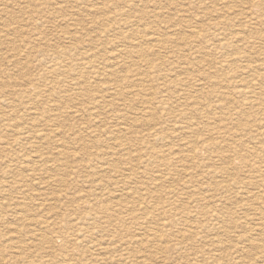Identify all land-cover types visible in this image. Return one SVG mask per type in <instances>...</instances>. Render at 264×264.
Wrapping results in <instances>:
<instances>
[{"label": "rangeland", "instance_id": "obj_1", "mask_svg": "<svg viewBox=\"0 0 264 264\" xmlns=\"http://www.w3.org/2000/svg\"><path fill=\"white\" fill-rule=\"evenodd\" d=\"M44 1L45 0H30V1L29 0H9V1L8 0L7 1L6 0L5 1L0 0V6L2 7V8L0 7V18H1L0 19V25H1L0 26V39H1L0 40V70H4V69L10 70L9 74L7 76H4L5 78H2L4 80V82L10 81L7 83H9L10 86H12V87L15 86V88H17V89L22 88L23 84H29V83L30 84L27 87H32V86L36 85L40 89H44L45 86H48V83L52 84L56 81L55 75H53L54 78H51L50 75L47 74V71H48L47 69H49V66L53 65V63L55 62V60H54L55 56L53 55V53L55 51L60 50V48L66 49V50L69 48L74 49V51L71 52V54H69L68 56L71 57L72 59L78 60L80 56L75 55V49L77 47H78V50L81 49L80 50L81 53L85 52L86 54H89L91 56H96V60H95V63L93 64V66H94V68H96V72L98 73L100 78H98V80L96 81L98 83L94 82V83H92L91 86H89V88H88L89 92L88 93L85 92V89L82 88L81 85L76 86L71 91L66 90L67 93H62V95H60L59 98H57V97L54 98L51 102H54V101L55 102L52 106H50L51 108L53 107V109H51L50 107H48L46 105V108H49L51 111H50V113H48V112L47 113L44 112V113L52 115L53 116L52 118H55L54 116H56L59 113L62 114V127L58 128L59 130H61L60 135L59 134L58 135L52 134V132H51L52 128L50 126L46 125L47 124V121H46L44 123L41 122L42 125L38 124V126L35 128L36 130L43 131L42 132L43 138H45V139H39L41 141H38V143H37V140L35 141V139L34 140H27V139L26 140H20V145H17L19 148L16 147V145H15L13 148L9 149L12 152L11 154H10V151L3 152L4 148H6L7 146L4 147L3 143H2L3 145L0 144L1 145L0 148H2V150H0V168H1L0 169V177H1L0 181L2 182V185H3L2 187H0V191H1L0 192V208H1L0 209V235L5 236L4 238H2L3 241L9 240V239L10 240L11 239L12 240H19V236H17V235H19L18 234L19 228L20 227H21V229L24 228V226L22 224H20V222L17 221V219L14 217L13 213H15L14 210H16V209H19V210L22 209L25 211V209H26L25 207H28L30 212H31L29 216L31 218L32 224H33L32 219L38 220L40 218L39 220H41L42 222H44L45 220H46V222L48 221L47 227L55 226L56 232H61V231L57 230V226H62V227L67 228L68 230H70L71 227L73 226V224L77 223L79 221V219L82 217L84 211L87 210L86 207H94L95 210H98L102 206L108 205L111 207H116L119 204H125V202L129 201L128 196H126V195H128V191L131 189L134 190L137 186L140 187L142 185V181L145 182L146 179L141 178L139 175L138 178L135 179L133 182L128 181L129 182L128 183L127 181H125V182H122V181L127 179L126 177L128 176V174L131 173L129 171V169L131 168V165H136V164L138 165L139 161H137V160H139L141 157H142V160H149L150 161V162H148V165H149V164H152V162H153L152 159L150 158L151 152L156 150L157 152H159V151L163 152L165 155L171 154L174 158H176L173 161V165H172V169L173 168L175 169V167L178 168L181 164L184 163L187 155L192 154L193 146L198 145L196 142H201V141L207 139V137H209L210 139H215L216 136L212 137L205 130H200L199 127H201V123L204 122L206 119H209V117L212 118V121H214V118L218 119L219 116L221 117L224 112L227 113L228 109L235 112V111L240 110V108L238 106L236 108H232L229 103L228 104L222 103V100L220 99L221 95H223V94L228 95L232 91H236V90L230 88L231 85H228V84H225V85H218L217 84L218 86H215V85L208 86L206 84V81H204V77H206L207 75H209V74L212 75L215 72L218 73L219 71H221L222 73H219V74H224V78H226L228 75L229 77H231V79H230L231 83L236 82V84L238 85V88H239L238 90H241V89L244 90V88H247L245 90H247L248 92L254 91V92L260 93L261 92L260 87L262 85H264V70H263L264 69V34H262V33H264V32H262V31H264V22H263V20H264V0L263 1H261V0H233V1H231V0H214V1L213 0H195V2H194V0H186V1H184V0H180V1L179 0L178 1L172 0L175 2H172L171 0H170V2H169V0H165V1H167V2H165L164 0H162L161 1L162 4L158 3L157 0H155V2H153L154 0H136L135 5H137V10L136 9L131 10L129 8L126 9L127 7H125V3L131 2L130 0H128V1L127 0L126 1L121 0L122 2L120 0H116V1L115 0H108L109 2L108 1L106 2V0H94V1H92V0H88V1L87 0H85V1L84 0H81V1L80 0H73V1L72 0H49L48 1V0H46V2H44ZM198 1H200V2H198ZM31 2H32V5H31ZM47 2H48L47 6L50 5L48 7L46 6ZM72 2H73V4H72ZM237 2H239L241 4H239ZM254 2L259 3L261 5V7L260 8H252L251 6ZM24 3H26V5ZM80 3H82L83 5ZM84 3H85V5H84ZM175 3H177V5ZM18 4L21 6L23 4V6L19 8V6H17ZM55 4H56V6L57 5L58 6L56 7ZM99 4L103 7H101ZM168 4L170 6H168ZM205 4L209 6V9H208V6H206ZM221 4H222V6H221ZM225 4H226V6H225ZM70 5H72V6H70ZM89 5H90V7H88ZM95 5H96V7H98V9L95 7ZM139 5L141 6V8ZM210 5H213V7ZM229 5H231V6H229ZM237 5H240V6H237ZM78 6L81 8H79ZM113 6H115V7H113ZM203 6H205V7H203ZM106 7H108L110 10H112L113 13L105 11L103 14L101 10L106 8ZM150 7L153 8V10H151ZM159 7H161L162 9H159ZM190 7H192V8H190ZM225 8L227 9V11ZM38 9L42 10L43 15L38 14V13L36 14V11ZM86 9H88V10H86ZM202 9H203V11H202ZM69 11H71V12H69ZM182 11H184V12H182ZM74 12H75V14H74ZM76 12H77V14H76ZM86 12L88 13V15ZM179 12H180V14H179ZM27 13H30V15H28ZM33 13H35L34 14L35 16L33 15ZM89 13L93 17L90 18ZM92 13H93V15H92ZM109 13H110V15H109ZM191 14H192V17H191ZM206 14H207V16H206ZM226 14H228V16ZM229 14H232L231 15L232 17ZM107 15H109V16H107ZM88 16H89V18H88ZM115 16H116V19H118V20H116V22L112 21L110 24L109 20ZM146 16L147 17L149 16V17L146 18ZM216 16L217 17L220 16L219 17L220 19L218 20ZM38 17H39V19H38ZM75 17H76V19H73ZM109 17H110V19H109ZM140 17H144V19H140ZM212 17H215V18H212ZM43 18H44V20H43ZM53 18H54V20H53ZM68 18H71V19H68ZM229 19H230V23L228 22ZM76 20H77V22H76ZM105 20H108L109 24H107L108 21H105ZM126 20L130 21V24H133V27L130 26L131 27L130 28L128 25H125ZM179 20H181V21H179ZM212 20H214V21L212 22ZM237 20H239V21H237ZM251 20H253V21H251ZM4 21H5V23H4ZM37 21H39V22H37ZM73 21H75V22H73ZM27 22H29V23H27ZM24 23H25V25H23ZM150 23H151V25H150ZM71 24H72V26H71ZM100 24H102V25H100ZM29 25H31V26H29ZM67 25L68 26L70 25V26L68 27ZM76 25H79L80 27L76 26ZM32 26L34 28V31H32L33 28L31 29ZM123 26H126L127 29L123 28ZM202 26H204V27L202 28ZM236 26H237V28H236ZM105 27L107 29H109L111 27L112 31L110 32V34L106 38V40H104V39L101 40L100 37H98V36L100 35V33H102V31H104L103 29H105ZM116 27H122L123 31L120 29L119 30L118 29H114V30L112 29V28H116ZM220 27L221 28L223 27L222 30ZM255 27H257V28H255ZM46 28H49V29H46ZM90 28L91 29L93 28V29L91 30ZM137 28H138V30H137ZM260 28H261V30H260ZM14 29H15V31H18V32L15 33ZM132 29H134V30L132 31ZM187 29H190V30H187ZM196 29H197V32H202L201 39H197L196 35L194 36L193 33L191 34L190 31L192 30L194 32V31H196ZM99 30H101V31H99ZM214 30L217 31V34H216V35H218L217 38H215V35H213ZM71 31H72V33H71ZM77 31H79V32H77ZM124 31H126V32H124ZM234 31H235V33H234ZM22 32H24V33H22ZM37 32H39V33H37ZM82 32L85 35L82 34ZM91 32H92V34H91ZM231 32H232V34H231ZM3 33L5 34V36ZM73 33H77L78 37L80 35L81 38H78V39H81V40L78 41L76 39L78 42H76V40H73V38H71V35H73ZM126 33L130 34V35H127ZM151 33H152V35H150ZM168 33H170V34H168ZM178 33H181V34H178ZM184 33H185V35H184ZM145 34H147V35H145ZM187 34L190 36V38ZM222 34H223V37H221ZM65 35H66V37H65ZM111 36L113 37V40H112ZM138 36H140V38ZM187 36L189 38V43L187 46H185L184 41H183V39H184L183 37H187ZM3 37H4V39H3ZM35 37H36V39H35ZM125 37H130V38L128 39ZM154 37H156V38H154ZM165 37H167V39ZM92 38H94V39H92ZM108 38H110V39H108ZM40 39H42V40H40ZM126 39H128V42L126 41ZM140 39H142V40H140ZM64 40H66V41H64ZM170 40L177 41L180 44L179 51L183 50V51H181V53L182 54L184 53V55H186V57L183 60L176 58V55L173 53L171 48H170V50L169 49L161 50L159 48V46H161L163 44L165 45ZM7 41H9L10 43ZM24 41L25 42L26 41L31 42L32 46H35L36 44L40 43L41 46H39V48H41L40 49L41 54L39 55V54L33 53V55L31 56L30 53H27L29 48L26 47V44H28V43L27 42L22 43ZM150 41H153V42L150 44ZM157 41L159 42L158 44H157ZM160 41H161V43H160ZM216 41L218 42L217 44H215ZM99 42L101 43V45L103 47H101ZM227 42L229 43V46L227 48H223L221 45H223ZM119 43H121L120 44L121 46L119 45ZM113 45H114V47H113ZM211 45H213L214 47ZM22 46H24L25 48ZM134 46H137V48ZM120 47H121V49H120ZM235 47H236V49H235ZM258 49H259V51H258ZM156 50L158 52H156ZM98 51L99 52L101 51L100 54ZM144 51L149 53V55L150 54L154 55V53L156 55H158V53H159L158 56L163 58V60L154 61L156 63L160 62L162 65L164 64V66L162 67L163 68L162 73L161 72L156 73V75H157L156 78L158 80L157 82H152V84L149 82L141 83L142 86H136V87L130 85V86H132V88L129 87L128 90L131 93L127 96L128 98L126 97V99H125V97L119 98V97L115 96L114 98H119V100H111L110 98H108V96H107L108 94H106V92H104V93L101 92L102 91L101 87L106 82L105 81V75L107 73H109V71L117 69L115 71H117L119 75H127L128 74V73L126 74L124 72L125 68H123V67H125V66L122 65V63H123L122 58L124 60H127L128 65H129V64H131V62L139 61V59H138L139 54H140V52H144ZM162 52H163V54H162ZM228 53H230V54H228ZM21 56H22V58H20ZM216 56H217V58H216ZM69 57H66L67 60H65V63H69V60L71 59ZM202 57L208 58L206 60L208 62H206V63H205V61L202 62L201 66L193 67V66L186 63V62L191 61V60H194L196 62V59L201 60ZM4 58H6V59H4ZM150 58H152V55ZM156 58H157V56H156ZM218 58H219V60H218ZM105 59H106V63H104ZM176 59H177V61H176ZM129 60H133V61H129ZM215 61H216V63H215ZM227 62H228V64H226ZM101 65L103 67H101ZM107 65H108V67H107ZM233 65H235V66H233ZM188 69L190 70L189 71L190 74L189 75H188V73L184 74L185 70L187 71ZM255 69H257V70H255ZM144 70L147 71L148 69L145 68ZM171 71H172V73H170ZM44 74H45V76H44ZM130 74H132L130 76V78H132V79H139L140 78L136 75L135 72L129 73V75ZM73 75H74V77H73ZM73 75H72V77H73L72 79H74V78L80 79L79 77L76 76V74H73ZM170 76H171V78H169ZM8 78L10 80H8ZM66 81H68V79ZM179 81H181L183 83H182V86H179L177 88V87H175V86H177L175 83H177ZM75 82L76 81H74L72 83H75ZM136 82H139V84H140V81H136ZM197 82H199V83H197ZM248 82H250V84L247 85ZM79 83H80V81H79ZM79 83H78V85H79ZM213 84H216V83H213ZM150 86H152V88ZM245 86H248L249 88L245 87ZM195 87H197V88H195ZM206 87L207 88L209 87V88L207 89ZM211 87H212V89H213V87H216L215 89H220L219 91H216V92H220L222 94L217 93V96L213 95L212 92L210 91ZM48 89L51 90L50 88H48ZM141 90H144L143 91L144 95L140 94ZM158 92H161V93L158 94ZM89 93L91 95H94V96L97 95V98L101 97L102 95L104 96V98L106 97L101 104L102 109H101V107H99L97 109H93L92 104H90L91 102L84 103L88 98V97H86V95ZM126 93H128V92H126ZM138 94L143 96V100L139 99ZM192 94H193V96H192ZM164 95H167L169 97H165ZM186 96H187V100L184 99ZM194 96H200L201 97L200 101H194V99H193ZM145 97H147V98H145ZM230 98H231V101H232V99H234V97H230ZM235 99H237V98H235ZM243 99L244 98H238L237 100L242 101ZM148 100L150 102H147ZM161 100H164L165 103L167 102V104H170L169 110H167L168 106L161 108V106H160ZM180 100H181V102H177ZM251 100L254 101L253 95H252ZM80 102L84 103V104H81ZM113 104H115V105L112 106ZM218 104H220V105H218ZM205 105H207V106H205ZM231 105H233V102L231 103ZM56 106H57V109L54 108ZM86 106H88V109H85ZM103 106L106 109V110L104 109V111H102ZM118 106H120V107L118 108ZM215 107L218 109H214ZM257 107L259 108V106H257ZM72 108H75V109L73 110ZM109 108H111V109L108 110ZM158 108L160 111L159 110L157 111ZM40 109L41 110L34 107L32 110L33 112L31 111L32 113L38 114L37 116L36 115L33 116V114L31 112H27V113L25 112L24 113V111L23 112L21 111L19 114H20L22 120H19V121L14 123V125L16 126V129L25 128V127L29 126L31 124V122L38 120L39 119L38 116L40 114H42L40 112L45 111L42 108H40ZM154 109H156V110L154 111ZM194 109H195V111H194ZM210 109H212V110H210ZM60 110H62V111H60ZM72 110H73V112H72ZM75 110H77V111H75ZM87 110H90V111L87 112ZM111 110H113V112H111ZM128 110H129V112H128ZM198 110H199V112H198ZM245 110L247 112V109L243 108V111H245ZM63 111H65L64 114L61 113ZM182 111H183L184 115H180L181 114L180 112H182ZM77 112H79V113H77ZM148 112H151V114ZM208 112H209V114H208ZM91 113H94L95 115H92ZM257 113H258V110H252L251 112H249L247 114L248 116L245 118V120L247 118H248L247 119L248 121L256 120L257 117L259 116V115L256 116ZM260 114H261V112H260ZM28 115H30V116H28ZM46 116L48 118V115H46ZM98 116L100 117V119L98 118ZM115 116L121 117L123 119V121H122V119H120V120L124 124L118 125V123L120 121L115 120V118H116ZM137 116L140 118L139 121H138L139 118ZM110 117H111V119H110ZM96 120H98V121H96ZM100 120L103 121L104 124L100 123ZM136 120H137V122H136ZM246 121H243V122L245 123ZM84 124H86V125H84ZM111 124L112 125L114 124V125L112 126ZM255 125H257V123ZM89 127H90L89 131H93V133H94L93 135H88L86 133V130ZM134 127H135V129H134ZM136 127H137V129H136ZM44 128H46V129H44ZM103 128L106 129L107 131H104ZM67 129L68 130L70 129L69 133L66 132ZM98 129H100L101 131ZM125 129H127V130L125 131ZM173 130L176 131V133ZM115 131L119 132L120 134L118 133L115 135V133H113ZM135 131H138L139 133L135 132ZM170 132H172V133H170ZM47 133L50 135V137H45V134L47 135ZM179 133H181L182 136ZM155 134H159V136L161 138H164V140H162L161 138L154 137ZM174 135H175V137H174ZM51 136L53 137V139L48 140L49 138H51ZM75 136L77 137V138H75V142L78 138H80V139L82 138V139H85V144L83 143V141L80 140L81 143L83 144V146L81 145V143H79L77 145L75 144L76 146H74V144L71 145L70 140L72 138H74ZM116 136H118L117 138H119L118 143L122 142L123 144H125L124 147H119L118 144H116V142L113 138ZM151 137H152V139H151ZM259 138L261 139V137H259ZM124 139H125V141H124ZM144 139H146L147 141ZM194 139L196 140L195 142H194ZM248 139L249 138H244V137L243 138H236V139H234L233 145H231L230 142L226 141L225 143H223L226 145V147L222 148L223 150L222 149L219 150L218 153H221L224 151H229L231 147H234L236 145V143H238V141H241L242 144L244 143L243 146L247 145L246 148L247 149L250 148L249 150H251V151H253V150L256 151V149H259L255 145V142L258 141L257 136H255V139L253 141H252V139L251 140H248ZM59 140H61L60 141L61 144L56 145V141H59ZM180 141H181V143H180ZM220 141H221V139H217V142H220ZM9 142H11V140H9ZM223 144H222V147H223ZM191 145H192V149H190ZM198 146H200V145H198ZM74 147L76 148L77 151H75ZM85 148L87 150H85ZM241 148H242V145H238V150H241ZM124 150H125V153H124ZM60 151H63L65 157H62L59 154ZM127 151H130V153H127ZM86 152L89 154H87ZM115 152H117L118 155H117V153L115 154ZM230 152H232V151H230ZM201 153H202V151H201ZM130 155H133V157ZM56 156H58V158ZM135 156H136V158H135ZM90 157H91V159H90ZM105 159H111V160L115 159V160H113L114 167L106 165ZM214 161H218V157L216 155H213L212 161L202 157L196 161L197 164H193V165L191 163L186 164L187 174L190 173L187 176H185V174H183V173H179V174H183V175L182 176L181 175H176V176L172 175L171 176L172 178L168 177L169 178L168 180H167V178L162 179L161 180V187L159 189L158 188L157 189L151 188L153 190H151V189L149 190L150 194L153 195L155 198H158V200L155 198L150 199L151 204H150V208L148 209V213L155 211L154 207H153L154 205L160 204L162 202L163 203L166 202L167 201L166 199L168 197L167 194H172L175 196L176 195L179 196L180 194H182V195H180L181 196L180 198H183L184 209H186V211L182 210L183 213L184 212L191 213L193 215V217L194 216L197 217V215L202 216L201 215V208H202L201 205L204 203L202 202L201 204H197L196 202H193V198H195V197H193V193H191V192H188L189 194L187 193V189L184 188L185 182L190 178H192V181L194 183H197V180L202 182L203 184L201 183L202 184L201 188L200 189L197 188L196 193H203L202 194L203 197L209 193L208 192L209 189H212L213 192L217 193L216 192L217 188L213 187L215 185L228 186L231 190L223 195L225 198L222 199L221 203L222 202H224V203L220 204V202H217L215 200H209V202L207 204L205 203V205H207L208 206L207 208H209V209L214 208V206H216V205H219V206H221L220 211L223 210V213H224V208H229L228 210H225V212H228L230 214L229 218H227V222H231L230 224L232 225V232L222 234V236H220L221 234L216 235L215 233L205 234L206 232L203 231L205 228H202V230H199L196 228L197 223L194 224V221H195L194 218H193V222H191V219H192V217L190 216L191 214L189 216H186V215L182 216V215L178 214V213H180L178 210H174L175 208H173L172 209L173 212H171L172 214L170 212H168L167 214H169L170 216H173V217L175 216L173 214L177 215L174 217L175 225L172 226V228L168 227V223L166 221L162 220L159 223L162 224V226H161L162 228H165L163 233L168 234L173 239L179 240V235L181 236V234H179V233H184L186 231V229L190 225H192V226H194L193 230L197 231L198 234L195 235L194 237H186L183 241V244H182V247L184 249H182L180 252L172 250V248H171V250H167L168 252L166 251L165 255H164L165 259H166L165 263L162 262L164 260V258H162V256L159 259L160 262L157 261V259L154 261L148 260V261H145V263L143 262V260L146 258V256H148L150 258L152 256H156V254H154L155 253L154 250H156V246L160 242H153L154 244L150 243L149 244L150 246H148L149 249H147L144 246V244L139 243L138 240H136L134 238L132 239L131 243H128L125 246L123 245V247L121 246V244H119L118 245L119 249L117 250L118 252L115 253L114 255L111 254L109 251H103L102 250V252H99L98 250H95V252L93 253V256L92 255L90 257L85 256V258H84V257H80L77 255V256H75V258L73 260L74 262L72 261L71 263L72 264H82V263L83 264H103V263L104 264H107V263H110V264H112V263H114V264H188V263L189 264H255V263L264 264V260H261V258L264 257L263 256L264 255V249H258V248L256 249L257 246L264 245V243H262V242H264V218H263V216H264V210H263L264 204L261 201H259V200L264 201V186L244 185L248 181V179H246L248 176L247 172L238 173V171H237V173H235V172L230 171V174H228L227 177L225 176V177H219V178H202L201 174H198L199 173L198 171H200V170L206 171V169L209 168L210 166L213 168L220 166L219 165L220 163L217 165H212V164H214L213 163ZM255 161H257V160H255ZM25 163H27V164H25ZM235 163H236V160L234 161V166H235ZM80 164L81 165L88 164L91 166L80 167V166H78ZM98 164H99V166H97ZM10 165H12L13 168L8 167ZM196 165H198V166H196ZM200 165H201V167H200ZM262 165H264L263 161L261 163V166ZM100 166L103 168H101ZM151 166L152 165H149L150 169H152ZM39 167H41V168H39ZM58 167H60V169L56 170V168H58ZM5 168H6V170H5ZM42 168H44V171ZM140 169H141V166H140ZM90 170H91V173L93 171L92 174L89 173ZM192 172L193 173L197 172V173H194V175H193ZM8 174H10V175L12 174V176H10ZM93 174H94V176H92ZM75 178H77V179H75ZM114 178H115V180H114ZM71 179H72V182H71ZM95 179H96V181H95ZM217 179H220V180H217ZM60 180H62L65 183L60 185L59 184ZM223 180H224V182H223ZM245 180H247V181H245ZM56 181H57V183H56ZM214 181H215V183H214ZM259 181L260 180L257 179L255 182H259ZM86 184H88V185H86ZM101 184L104 186H102ZM93 185H95V186H93ZM97 186H98V188H97ZM100 186H101V188H100ZM112 186L114 188H112ZM181 186H182V188H181ZM209 186H211V187L209 188ZM63 187H64V190H62ZM126 187H128V188H126ZM164 187H166V188H164ZM232 187L235 189H233ZM113 189L116 192H113ZM123 189H124V193L126 194V195L124 194V196H122L121 192H120V190L122 191ZM236 189H238V190H236ZM142 192L146 193V191H142ZM246 192H248V193L246 194ZM257 192L258 193L260 192V193L258 194ZM221 193H222V191L218 192V194H221ZM241 193H243V195ZM256 194H258V195H256ZM91 195H92V197L93 196L94 197L91 198ZM256 196L258 198H256ZM262 196H263V198H261ZM17 198H18V200H17ZM251 198H252V200H250ZM106 200H107V204H106ZM190 202L192 205L190 204ZM215 202H217L218 204ZM3 203H5V204L3 205ZM19 203L20 204L22 203L21 205H23V204L24 205L21 206ZM42 203H44V204H42ZM247 204H248V206H247ZM250 204L252 205V207ZM12 206H13V208H12ZM177 207H178V205H177ZM166 209H168V208H166ZM38 210H39V212H38ZM196 212H197V214H196ZM72 214H74V216ZM254 215H256V217ZM203 219L204 218H201V221L203 223L202 226L207 225V222H205ZM257 219H258V221H257ZM255 220L257 222H255ZM246 221H248V222H246ZM224 222H225V217H224ZM49 223H50V225H49ZM163 225H165V227H163ZM29 226L31 227L32 225H29ZM179 226H181V227H179ZM249 226H250V228H249ZM253 226L255 228H253ZM141 227L144 229H150V227H153V224H150V223L146 224L145 223V224H142ZM157 227H158V225H157ZM243 228H244V230H243ZM43 230H45V229H43ZM240 230H242V231H240ZM137 232H139L138 229L131 228L127 239H130ZM240 233H241V235H240ZM253 233H255V234H253ZM205 235H206V237H205ZM200 238H201V240H200ZM98 239L103 240V241H100V243H99L103 246L100 248H107L108 247V245H106V242H105L106 241L105 236H100ZM148 240H151V238L150 239L145 238L146 243ZM55 241L57 242V244H60V243H58V238L55 239ZM220 241H222V242H220ZM237 241H239V242H237ZM51 245H52V243H47L43 248H40V249L38 248V250L32 251L30 253L31 259L34 261L37 260V258L39 259L40 255L43 254L45 251H42L41 253L38 251L45 250V249H46V251H49L47 248H49ZM135 245H137V246H135ZM164 245H166V243ZM170 246H171V244H170ZM170 246H168V247H170ZM152 247H154V248H152ZM213 248H215V249H213ZM217 248H218V250H217ZM239 248H240V250H239ZM241 249H243V251ZM211 251H213V252L211 253ZM128 252H129V254H127ZM53 253H54V255H56L55 256L56 258H54V262H56L57 258L59 257V254H61L62 252L58 251V253H57V251H56ZM103 253L105 255H102ZM121 253H125V254L120 255ZM100 255H101V257H99ZM106 255L108 258L106 257ZM10 256H11V254H10ZM48 256L49 255L46 252V257H48ZM127 256L130 258L132 257V260L135 258L134 259L135 262L126 259ZM138 256L141 257L140 260L138 259L139 258ZM230 256H231V258H230ZM34 257H35V259H34ZM229 258H230V260H229ZM170 259H171V261H170ZM18 264H22V262L18 261Z\"/></svg>", "mask_w": 264, "mask_h": 264}, {"label": "bare ground", "instance_id": "obj_2", "mask_svg": "<svg viewBox=\"0 0 264 264\" xmlns=\"http://www.w3.org/2000/svg\"><path fill=\"white\" fill-rule=\"evenodd\" d=\"M5 1V0H3ZM7 1V0H6ZM9 1V0H8ZM30 1V0H29ZM49 1V0H48ZM73 1V0H72ZM81 1V0H80ZM85 1V0H84ZM88 1V0H87ZM94 1V0H92ZM108 0H106L107 2ZM116 1V0H115ZM121 1V0H120ZM126 1V0H125ZM128 1V0H127ZM131 2H126L125 3V7H127L126 9H136L137 10V5H135V2L136 0H130ZM158 3H161L162 0H157ZM165 1V0H164ZM172 1V0H171ZM178 1V0H176ZM180 1V0H179ZM186 1V0H184ZM214 1V0H213ZM233 1V0H231ZM263 1V0H261ZM46 2V0L44 1ZM71 2V1H70ZM78 2V1H77ZM102 2V1H101ZM109 2V1H108ZM122 2V1H121ZM155 2V0L153 1ZM167 2V1H165ZM170 2V0H169ZM168 2V3H169ZM172 2H175V1H172ZM195 2V0H194ZM200 2V1H198ZM15 3V2H14ZM62 3V2H61ZM75 3V2H74ZM95 3V2H94ZM113 3V2H112ZM124 3V2H123ZM197 3V2H196ZM220 3V2H219ZM228 3V2H227ZM239 3V2H237ZM236 3V4H237ZM252 3V2H251ZM2 4V3H1ZM17 4V3H16ZM26 5V3H24ZM28 4V3H27ZM48 2L46 3V6H47ZM58 4V3H57ZM64 4V3H63ZM70 4V3H69ZM73 4V2H72ZM82 4V3H80ZM88 4V3H87ZM122 4V3H121ZM120 4V5H121ZM162 4V3H161ZM177 5V3H175ZM174 4V5H175ZM210 4V3H209ZM233 4V3H232ZM241 4V3H239ZM13 5V4H12ZM31 5H32V2H31ZM54 5V4H53ZM83 5V4H82ZM85 5V3H84ZM100 5V4H99ZM98 5V6H99ZM114 5V4H113ZM118 5V4H117ZM186 5V4H185ZM201 5V4H200ZM206 5V4H205ZM218 5V4H217ZM9 6V5H8ZM15 6V5H14ZM20 7L22 6L21 5H17ZM28 6V5H27ZM50 6V5H48ZM47 6V7H48ZM56 6V4H55ZM58 6V5H57ZM56 6V7H57ZM72 6V5H70ZM76 6V5H75ZM80 6V5H79ZM78 6V7H79ZM101 6V5H100ZM99 6V7H100ZM140 6V5H139ZM153 6V5H152ZM166 6V5H165ZM168 6H170L168 4ZM182 6V5H181ZM208 6V5H206ZM213 7V5H210ZM222 6V4H221ZM224 6V5H223ZM226 6V4H225ZM231 6V5H229ZM237 6H240V5H237ZM1 7V6H0ZM6 7V6H5ZM85 7V6H84ZM87 7V6H86ZM90 7V5L88 6ZM96 7V5H95ZM103 7V6H101ZM115 7V6H113ZM147 7V6H146ZM205 7V6H203ZM252 8H260L261 5L257 2H254L251 6ZM2 8V7H1ZM8 8V7H7ZM68 8V7H67ZM73 8V7H72ZM81 8V7H79ZM98 9V7H96ZM141 8V6H140ZM151 8V7H150ZM170 8V7H169ZM186 8V7H185ZM192 8V7H190ZM207 8V7H206ZM240 8V7H239ZM26 9V8H25ZM37 9V8H36ZM66 9V8H65ZM83 9V8H82ZM90 9V8H89ZM93 9V8H92ZM125 9V8H124ZM159 9H162L161 7H159ZM183 9V8H182ZM204 9V8H203ZM202 9V11H203ZM208 9H209V6H208ZM215 9V8H214ZM226 9V8H225ZM6 10V9H5ZM27 10V9H26ZM49 10V9H48ZM84 10V9H83ZM88 10V9H86ZM91 10V9H90ZM133 10V11H134ZM140 10V9H139ZM151 10H153V8H151ZM201 10V9H200ZM221 10V9H220ZM14 11V10H13ZM17 11V10H16ZM33 11V10H32ZM67 11V10H66ZM76 11V10H75ZM82 11V10H81ZM92 11V10H91ZM90 11V12H91ZM96 11V10H95ZM102 13L104 14L105 11H108V12H112V10H110L108 7L104 8L101 10ZM142 11V10H141ZM156 11V10H155ZM227 11V9H226ZM254 11V10H253ZM30 12V11H29ZM49 12V11H48ZM71 12V11H69ZM73 12V11H72ZM78 12V11H77ZM76 12V14H77ZM89 12V11H88ZM97 12V11H96ZM121 12V11H120ZM184 12V11H182ZM208 12V11H207ZM216 12V11H215ZM16 13V12H15ZM41 14L43 15L42 13V10H37L36 11V14ZM87 13V12H86ZM113 13V12H112ZM191 13V12H190ZM211 13V12H210ZM213 13V12H212ZM226 13V12H225ZM21 14V13H20ZM25 14V13H24ZM28 15H30V13H27ZM35 13H33L34 15ZM56 14V13H55ZM75 14V12H74ZM95 14V13H94ZM101 14V13H100ZM123 14V13H122ZM121 14V15H122ZM180 14V12H179ZM193 14V13H192ZM192 14H191V17H192ZM18 15V14H17ZM54 15V14H53ZM62 15V14H61ZM88 15V13H87ZM90 15V13H89ZM93 15V13H92ZM110 15V13H109ZM107 15V16H109ZM124 15V14H123ZM166 15V14H165ZM164 15V16H165ZM219 15V14H218ZM228 16V14H226ZM230 16L232 14H229ZM9 16V15H8ZM12 16V15H11ZM35 16V15H34ZM74 16V15H73ZM82 16V15H81ZM80 16V17H81ZM95 16V15H94ZM102 16V15H101ZM143 16V15H142ZM173 16V15H172ZM176 16V15H175ZM194 16V15H193ZM200 16V15H199ZM207 16V14H206ZM215 16V15H214ZM22 17V16H21ZM24 17V16H23ZM52 17V16H51ZM77 17V16H76ZM73 18V19H76ZM93 17L90 15V18ZM98 17V16H97ZM100 17V16H99ZM149 17V16H148ZM146 16V18H148ZM163 17V16H162ZM167 17V16H166ZM195 17V16H194ZM203 17V16H202ZM205 17V16H204ZM217 17V16H216ZM220 16L217 17V19L219 20ZM223 17V16H222ZM221 17V18H222ZM232 17V16H231ZM29 18V17H28ZM62 18V17H61ZM78 18V17H77ZM83 18V17H82ZM87 18V17H86ZM85 18V19H86ZM89 18V16H88ZM106 18V17H105ZM125 18V17H124ZM128 18V17H127ZM137 18V17H136ZM152 18V17H151ZM160 18V17H159ZM212 18H215V17H212ZM1 19V18H0ZM3 19V18H2ZM39 19V17H38ZM63 19V18H62ZM68 19H71V18H68ZM96 19V18H95ZM100 19V18H99ZM110 19V17H109ZM140 19H144V17H140ZM172 19V18H171ZM182 19V18H181ZM186 19V18H185ZM193 19V18H192ZM216 19V20H217ZM6 20V19H5ZM14 20V19H13ZM44 20V18H43ZM54 20V18H53ZM116 16L113 17L112 19H110V24L112 21H115L116 22ZM152 20V19H151ZM154 20V19H153ZM215 20V21H216ZM8 21V20H7ZM84 21V20H83ZM89 21V20H88ZM103 21V20H102ZM105 21H108V20H105ZM109 21L107 22V24H109ZM158 21V20H157ZM181 21V20H179ZM183 21V20H182ZM191 21V20H190ZM214 20H212L213 22ZM239 21V20H237ZM253 21V20H251ZM259 21V20H258ZM24 22V21H23ZM33 22V21H32ZM39 22V21H37ZM67 22V21H66ZM75 22V21H73ZM77 22V20H76ZM90 22V21H89ZM119 22V21H118ZM122 22V21H121ZM125 25H128L129 27L132 26L133 27V24H130V21H125ZM147 22V21H146ZM184 22V21H183ZM230 23V19L228 21ZM264 22V20H263ZM3 23V22H2ZM5 23V21H4ZM8 23V22H7ZM21 23V22H20ZM29 23V22H27ZM65 23V22H64ZM71 23V22H70ZM86 23V22H85ZM99 23V22H98ZM97 23V24H98ZM186 23V22H185ZM198 23V22H197ZM203 23V22H202ZM248 23V22H247ZM259 23V22H258ZM31 24V23H30ZM39 24V23H38ZM61 24V23H60ZM89 24V23H88ZM91 24V23H90ZM214 24V23H213ZM223 24V23H222ZM221 24V25H222ZM225 24V23H224ZM253 24V23H252ZM256 24V23H255ZM25 25V23L23 24ZM87 25V24H86ZM102 25V24H100ZM104 25V24H103ZM118 25V24H117ZM143 25V24H142ZM151 25V23H150ZM159 25V24H158ZM185 25V24H184ZM190 25V24H189ZM202 25V24H201ZM209 25V24H208ZM1 26V25H0ZM11 26V25H10ZM31 26V25H29ZM28 26V27H29ZM63 26V25H62ZM68 26V25H67ZM70 26V25H69ZM68 26V27H69ZM72 26V24H71ZM76 26H79V25H76ZM89 26V25H88ZM91 26V25H90ZM98 26V25H97ZM116 26V25H115ZM214 26V25H213ZM224 26V25H223ZM250 26V25H249ZM27 27V28H28ZM37 27V26H36ZM61 27V26H60ZM80 27V26H79ZM78 27V28H79ZM100 27V26H99ZM135 27V26H134ZM144 27V26H143ZM172 27V26H171ZM176 27V26H175ZM190 27V26H189ZM204 26H202L203 28ZM254 27V26H253ZM20 28V27H19ZM33 28V26L31 27V29ZM50 28V27H49ZM49 28H46V29H49ZM123 28H126V26H123ZM122 27H116V28H112L113 30L114 29H120L122 30L123 29ZM131 28V27H130ZM201 28V29H202ZM214 28V27H213ZM221 28V27H220ZM223 28V27H222ZM221 28V30H222ZM232 28V27H231ZM235 28V27H234ZM237 28V26H236ZM247 28V27H246ZM249 28V27H248ZM257 28V27H255ZM8 29V28H7ZM25 29V28H24ZM38 29V28H37ZM54 29V28H53ZM69 29V28H68ZM67 29V30H68ZM73 29V28H72ZM91 29V28H90ZM93 29V28H92ZM91 29V30H92ZM96 29V28H95ZM127 29V28H126ZM162 29V28H161ZM185 29V28H184ZM208 29V28H207ZM71 30V29H70ZM104 31H102V33H100V35L98 37H100V39H104L106 40V38L109 36L110 32L112 31L111 30V27L109 29H107L105 27V29H103ZM129 30V29H128ZM134 29H132L133 31ZM138 30V28H137ZM176 30V29H175ZM187 30H190V29H187ZM193 30V29H192ZM190 31L191 34L193 33V35L197 36V39H201L202 37V32H197V29L196 31ZM211 30V29H210ZM216 30V29H215ZM213 31L215 35V38L218 37L217 34V31ZM220 30V29H219ZM261 30V28H260ZM15 31V29H14ZM34 31V28L33 30ZM61 31V30H60ZM63 31V30H62ZM83 31V30H82ZM101 31V30H99ZM123 31V30H122ZM136 31V30H135ZM149 31V30H148ZM163 31V30H162ZM18 31H15V33H17ZM79 32V31H77ZM85 32V31H84ZM90 32V31H89ZM126 32V31H124ZM123 32V33H124ZM137 32V31H136ZM167 32V31H166ZM219 32V31H218ZM248 32V31H247ZM264 32V31H262ZM6 33V32H5ZM20 33V32H19ZM24 33V32H22ZM39 33V32H37ZM36 33V34H37ZM67 33V32H66ZM72 33V31H71ZM130 33V32H129ZM164 33V32H163ZM227 33V32H226ZM229 33V32H228ZM235 33V31H234ZM233 33V34H234ZM241 33V32H240ZM255 33V32H254ZM4 34V33H3ZM14 34V33H13ZM51 34V33H50ZM82 34H84L82 32ZM92 34V32H91ZM125 34V33H124ZM127 34V33H126ZM170 34V33H168ZM178 34H181V33H178ZM232 34V32H231ZM264 34V33H262ZM261 34V35H262ZM9 35V34H8ZM20 35V34H19ZM22 35V34H21ZM24 35V34H23ZM48 35V34H47ZM85 35V34H84ZM83 35V36H84ZM127 35H130V34H127ZM147 35V34H145ZM149 35V34H148ZM152 35V33L150 34ZM158 35V34H157ZM185 35V33H184ZM183 35V36H184ZM188 35V34H187ZM5 36V34H4ZM7 36V35H6ZM15 36V35H14ZM29 36V35H28ZM55 36V35H54ZM68 36V35H67ZM89 36V35H88ZM189 36V35H188ZM187 37H183V41H184V44L185 46L188 45L189 43V38ZM226 36V35H225ZM238 36V35H237ZM240 36V35H239ZM11 37V36H10ZM37 37V36H36ZM35 37V39H36ZM46 37V36H45ZM57 37V36H56ZM66 37V35H65ZM112 37V36H111ZM140 38V36H138ZM160 37V36H159ZM180 37V36H179ZM223 37V34L222 36ZM245 37V36H244ZM250 37V36H249ZM6 38V37H5ZM33 38V37H32ZM39 38V37H38ZM71 38H73V40H81V39H78V38H81L80 35L78 37V34L77 33H73V35H71ZM125 38H130V37H125ZM143 38V37H142ZM156 38V37H154ZM161 38V37H160ZM167 39V37H165ZM4 39V37H3ZM2 39V40H3ZM94 39V38H92ZM98 39V38H97ZM110 39V38H108ZM116 39V38H115ZM119 39V38H118ZM117 39V40H118ZM128 39H126V41L128 42ZM196 39V38H195ZM207 39V38H206ZM1 40V39H0ZM11 40V39H10ZM42 40V39H40ZM63 40V39H62ZM76 40V42H78ZM112 40H113V37H112ZM142 40V39H140ZM215 40V39H214ZM54 41V40H53ZM66 41V40H64ZM68 41V40H67ZM204 41V40H203ZM238 41V40H237ZM9 42V41H7ZM28 44H26V47L29 48L27 53H30V55L32 56L33 53L34 54H41L40 52V49L39 44H36L35 46H32L31 45V42H28L26 41ZM25 41L22 42V43H26ZM42 42V41H41ZM114 42V41H113ZM122 42V41H121ZM153 41H150V44L152 43ZM210 42V41H209ZM10 43V42H9ZM89 43V42H88ZM96 43V42H95ZM100 43V42H99ZM112 43V42H111ZM144 43V42H143ZM146 43V42H145ZM159 42L157 41V44ZM161 43V41H160ZM218 42L216 41L215 44H217ZM70 44V43H69ZM105 44V43H104ZM121 43H119L120 45ZM149 44V45H150ZM155 44V43H154ZM212 44V43H211ZM252 44V43H251ZM22 45V44H21ZM94 45V44H93ZM98 45V44H97ZM101 45V43H100ZM137 45V44H136ZM196 45V44H195ZM4 46V45H3ZM13 46V45H12ZM78 46V45H77ZM117 46V45H116ZM121 46V45H120ZM127 46V45H126ZM129 46V45H128ZM213 46V45H211ZM210 46V47H211ZM223 48H227L229 46V43H225L223 45H221ZM24 47V46H22ZM73 47V46H72ZM101 47H103L101 45ZM114 47V45H113ZM112 47V48H113ZM123 47V46H122ZM137 48V46H134ZM133 47V48H134ZM148 47V46H147ZM150 47V46H149ZM214 47V46H213ZM263 47V46H262ZM25 48V47H24ZM38 48V49H37ZM75 48V47H74ZM84 48V47H83ZM106 48V47H105ZM118 48V47H117ZM116 48V49H117ZM130 48V47H129ZM132 48V49H133ZM159 48L161 50H167L171 48V50L173 51V53L176 55V58H179V59H184L186 57V55H184V53L182 54L181 51L183 50H180V44L177 42V41H173V40H170L168 43H166L165 45H161L159 46ZM256 48V47H255ZM22 49V48H21ZM32 49V50H31ZM86 49V48H85ZM108 49V48H107ZM121 49V47H120ZM125 49V48H124ZM131 49V48H130ZM154 49V48H153ZM208 49V48H207ZM210 49V48H209ZM212 49V48H211ZM236 49V47H235ZM238 49V48H237ZM257 49V48H256ZM81 49L78 50V47L75 49V55H78L80 56L78 60L76 59H72L71 57H69L68 55L71 54V52L74 51V49H62L60 48V50L58 51H55L53 53V55L55 56V62L53 63V65L49 66V69H47V74L50 75L51 78H54L53 75H55V78H56V81L52 84H49L48 83V86H45L44 89H40L38 86H32V87H27L29 84H23L22 85V88L20 89H17L12 86H10L9 83L7 82H10V81H5L2 79V78H5L4 76H7L9 74V71L8 69H4V70H0V144L3 145L4 144V150L3 152H8L10 151L9 149L10 148H13L15 145L16 147H18L17 145H20V140H34L35 141L37 140V143L38 141H41L39 139H45L43 138V131L41 130H36L35 128L38 126V124H41V122H46L47 121V126H50L52 129H51V132L52 134H59L60 135V132L61 130H59L58 128L59 127H62V114H60L59 112L62 111L60 110L56 116H54L55 118H52L53 116L52 115H49V114H46L47 112L50 113V109L49 108H46V105L48 107L52 106L54 104V102H51L54 98H59L60 95H62V93H67L66 90L68 91H71L74 87L76 86H80L82 88L85 89V92H89L88 88L89 86L92 85V83L96 82L98 80L99 75L98 73L96 72V68H94L93 64L95 63V60H96V56H91L89 54H86L85 52L84 53H81L80 51ZM104 50V49H103ZM106 50V49H105ZM160 50V51H161ZM202 50V49H201ZM216 50V49H215ZM35 51V52H34ZM48 51V50H47ZM113 51V50H112ZM182 54H180L179 52ZM207 51V50H206ZM231 51V50H230ZM259 51V49H258ZM261 51V50H260ZM49 52V51H48ZM91 52V51H90ZM99 52V51H98ZM101 52V51H100ZM99 52V54H100ZM111 52V51H110ZM115 52V51H114ZM130 52V51H129ZM156 52H158L156 50ZM50 53V52H49ZM88 53V52H87ZM177 53V54H176ZM189 53V52H188ZM225 53V52H224ZM26 54V53H25ZM97 54V53H96ZM136 54V53H135ZM163 54V52H162ZM165 54V53H164ZM230 54V53H228ZM20 55V54H19ZM74 55V56H75ZM113 55V54H112ZM152 55V58H150ZM155 55V56H154ZM153 54H150L147 53L146 51L144 52H140L139 54V61H136V62H131V64L128 65V61L127 60H123V63L122 65L125 66L123 68L124 69V72L127 74V75H119L117 71V69H114V70H111L109 71V73H107L105 75V83L104 85L101 87V92H106V94H108V98H110L111 100H119L120 97H126L131 93L128 88H132V86H142L141 83H146V82H149L152 84V82H157V75L156 73H162V67L164 66V64L162 65L160 62L159 63H156L154 61H157V60H163V58H161L158 53V55H156L155 53ZM172 55V54H171ZM29 56V55H28ZM120 56V55H119ZM157 56V58H156ZM174 56V55H173ZM66 57H69L71 58L69 60V63H65V60H67ZM137 57V56H136ZM170 57V56H169ZM229 57V56H228ZM22 58V56L20 57ZM32 58V57H31ZM53 58V57H52ZM115 58V57H114ZM168 58V57H167ZM172 58V57H171ZM217 58V56H216ZM226 58V57H225ZM6 59V58H4ZM112 59V58H111ZM126 59V58H125ZM132 59V58H131ZM136 59V58H135ZM194 59V58H193ZM208 58L206 57H202L201 60L199 59H196V62L194 60H191V61H188L186 62L187 64L193 66V67H198V66H201L202 62L206 61ZM53 60V59H52ZM110 60V59H109ZM121 60V61H122ZM174 60V59H173ZM213 60V59H212ZM215 60V59H214ZM219 60V58H218ZM228 60V59H227ZM129 61H133V60H129ZM171 61V60H170ZM177 61V59H176ZM179 61V60H178ZM210 61V60H209ZM237 61V60H236ZM260 62V61H259ZM104 63H106V59L104 60ZM176 63V62H175ZM216 63V61H215ZM224 63V62H223ZM235 63V62H234ZM250 63V62H249ZM261 63V62H260ZM42 64V63H41ZM121 64V63H120ZM228 64V62L226 63ZM231 64V63H230ZM114 65V64H113ZM219 65V64H218ZM254 65V64H253ZM43 66V65H42ZM116 66V65H115ZM182 66V65H181ZM235 66V65H233ZM249 66V65H248ZM101 67H103L101 65ZM105 67V66H104ZM108 67V65H107ZM263 67V66H262ZM117 68V67H116ZM145 68H147L148 70H144ZM177 68V67H176ZM226 68V67H225ZM110 69V68H109ZM254 69V68H253ZM252 69V70H253ZM166 70V69H165ZM257 70V69H255ZM260 70V69H259ZM264 70V69H263ZM12 71V70H11ZM123 71V70H122ZM189 69L186 71L185 70V73L184 74H187L188 75L190 74L189 73ZM192 71V70H191ZM254 71V70H253ZM135 72L136 75L138 77H140L139 79H132L130 78V76L132 74L129 75V73H133ZM122 73V72H121ZM165 73V72H164ZM172 73V71L170 72ZM197 73V72H196ZM219 73H222L221 71H219L218 73L215 72L214 74L212 75H207L206 77H204V81H206V84L208 86H218V85H225V84H228V85H231L230 88L236 90V91H232L231 93H229L228 95L226 94H223L220 96V99L222 100V103H226V104H230V106L232 108H236L237 106L240 108V110L238 111H235L233 112L232 110L228 109V112H222L223 115L218 119L214 118V121H212V118L209 117V119H206L204 122L201 123V127L200 130H205L206 132L209 133L210 136H216L215 139H210L209 137H207V139L201 141V142H196L198 145H195L193 146V149H192V145L190 146V149H192V154L190 155H187L186 156V159L184 161L183 164H181L178 168L175 167V169L173 168L172 169V165H173V161L176 159L174 158L171 154H167L165 155L163 152H157L156 150L151 152V156L150 158L152 159V164H149V165H152L150 169L149 165H148V162H150L149 160H142V157L137 160L139 161V164L137 165H131V168L129 169V171L131 172L130 174H128V176L126 177L127 179H125L124 181L122 182H125V181H134L135 179L138 178V176L140 175L141 178L143 179H146L145 182L142 181V185L139 187L137 186L134 190H129L128 191V195H126L124 193V189L120 192H121V195L124 196V194L126 196H128V199L129 201L125 202V204H119L117 205L116 207H111V206H102L100 207L98 210H95L94 207H86L87 210L84 211L82 217L79 219V221L75 224H73V226L71 227L70 230H68L67 228L65 227H62V226H57V230L61 231V232H56V227L55 226H49L47 227V222L46 220L44 222H42L41 220H33L32 219V222L33 224L31 223V218H30V210L28 207H25V211L22 210V209H16L14 210L15 213L14 214V217L17 219V221L20 222V224H22L24 226L23 229H21V227L19 228V240H6V241H3L2 238H4L5 236H1L0 235V264H18V261H21L22 264H72L71 262L74 260L75 256H80V257H84L85 256H88L90 257L91 255L93 256V253L95 252V250H98L99 252H102L103 251H109L111 254H115L117 253L118 249H119V244H121V246L123 247V245H127L128 243H131L132 242V239H136L138 240L139 243L141 244H144V246L149 249L148 246H150L149 244L152 243L154 244L153 242H160L157 246H156V250H154V254H156V256H152L151 258L146 256V258L143 260V262L145 263V261H154L157 259V261H159V259L161 258H164V260L162 261L163 263L166 262V259H165V252L167 250H175V251H178L180 252L182 249H184L182 247V244H183V241L186 237H194L195 235L198 234L197 231L193 230L194 229V226L190 225L186 231L184 233H179L181 234V236L179 235V240H176V239H173L171 238L168 234H164L163 231L165 230V228H162V224H160L159 222H161L162 220L166 221L168 223V227H171L175 225L174 223V217L177 216L176 214H173L175 215L174 217L173 216H170L169 214H167L168 212H173V208H175L174 210H178L180 213H178L179 215H186V216H189L191 213H187V212H184L186 211V209H184V200L183 198H180L182 194H180L179 196L178 195H172V194H167V201L166 202H162L160 204H156L154 205V212H151V213H148V209L150 208V204H151V201L150 199L152 198H155L153 195L150 194V189L151 188H160L161 187V180L162 179H166L167 180L169 179L168 177L172 178L171 176L174 175H183L185 174V176H187V171H186V164L187 163H191L192 165L193 164H197L196 161L202 157L212 161V157L213 155H216L218 157V161H214L212 165H217L219 164L220 166L219 167H209L206 169V171L204 170H200L198 171L199 173L198 174H201V177L202 178H219V177H227L228 174H230V171L232 172H235L237 173H245L247 172L248 173V176L245 180L247 181L244 185H252V186H264V165L261 166V163L262 161L264 162V85H262L260 87V93H257V92H254V91H251V92H248L247 88H244L241 89V90H238V85L236 84V82H230V79L231 77H229L227 75L226 78H224V74H219ZM258 73V72H257ZM73 74H76L77 77H79L80 79H72L74 77ZM194 74V73H193ZM244 74V73H243ZM73 75V77H72ZM246 75V74H245ZM261 75V74H260ZM263 75V74H262ZM43 76V75H42ZM45 76V74H44ZM176 76V75H175ZM15 77V76H14ZM60 79H59V78ZM200 77V76H199ZM242 77V76H241ZM258 77V76H257ZM256 77V78H257ZM7 78V77H6ZM10 78V77H9ZM8 78V80H10ZM135 78V77H134ZM160 78V77H159ZM163 78V77H162ZM167 78V77H166ZM171 78V76L169 77ZM177 78V77H176ZM48 79V78H47ZM68 79V81L66 80ZM248 79V78H247ZM23 80V79H22ZM254 80V79H253ZM260 80V79H259ZM47 81V80H46ZM76 81L75 83H72ZM80 81V83H79ZM136 81H140V84L139 82H136ZM190 81V80H189ZM200 81V80H199ZM13 82V81H12ZM201 82V81H200ZM210 84H209V83ZM244 82V81H243ZM254 82V81H253ZM79 83V85H78ZM98 83V82H96ZM182 83L181 81L175 83L177 86L175 87H179V86H182ZM199 83V82H197ZM196 83V84H197ZM213 83H216V84H213ZM238 83V82H237ZM261 83V82H260ZM190 84V83H189ZM218 84V85H217ZM250 84V82L247 83V85ZM34 85V84H33ZM132 85V86H130ZM145 85V84H144ZM148 85V84H147ZM261 85V84H260ZM155 86V85H154ZM80 87V88H81ZM149 87V86H148ZM152 88V86H150ZM161 87V86H160ZM159 87V88H160ZM245 87H248V86H245ZM15 88V89H14ZM48 88H50L51 90H49ZM157 88V87H156ZM155 88V89H156ZM163 88V87H162ZM197 88V87H195ZM207 88V87H206ZM205 88V89H206ZM209 88V87H208ZM207 88V89H208ZM216 87H212L210 88L211 92L213 95H216L217 96V93H220V92H216V91H219L220 89H215ZM243 88V87H242ZM249 88V87H248ZM98 89V88H97ZM140 89V88H139ZM174 89V88H173ZM185 89V88H184ZM206 89V90H207ZM77 90V89H76ZM83 90V89H82ZM160 90V89H159ZM163 90V89H162ZM222 90V89H221ZM230 90V89H229ZM143 91L144 90H141L140 91V94L141 95H144L143 94ZM161 91V90H160ZM165 91V90H164ZM189 91V90H188ZM192 91V90H191ZM258 91V90H257ZM53 92V93H52ZM75 92V91H74ZM79 92V91H78ZM128 92V93H126ZM216 92V93H215ZM100 93V92H99ZM161 92H158V94H160ZM69 94V93H68ZM140 94H138V97L140 100H143V96H141ZM153 94V93H152ZM175 94V93H174ZM195 94V93H194ZM222 94V93H220ZM100 95V94H99ZM132 95V94H131ZM202 95V94H201ZM252 95L254 97V101H252ZM115 96L119 97V98H114ZM165 97H169L167 95H164ZM193 96V94H192ZM72 97V96H71ZM87 100L84 102V103H87V102H91L90 104H92V107L93 109H97L99 107H101L102 105V102L104 101V96L102 95L101 97L97 98V95L94 96V95H91L90 93L86 95ZM148 97V96H147ZM145 97V98H147ZM183 97V96H182ZM230 97H234V99H232L231 101V98ZM128 98V97H127ZM235 98H244L242 101H238L237 99ZM185 100H187V96L184 98ZM194 101H200L201 97L200 96H194L193 97ZM73 100V99H72ZM152 100V99H151ZM174 100V99H173ZM183 100V99H182ZM205 100V99H204ZM203 100V101H204ZM219 100V99H218ZM138 101V100H137ZM153 101V100H152ZM70 102V101H69ZM147 102H150L149 100ZM169 102V101H168ZM177 102H181L180 101H177ZM233 102V105H231V103ZM65 103V102H64ZM81 103V102H80ZM84 103H81V104H84ZM105 103V102H104ZM103 103V104H104ZM210 103V102H209ZM221 103V104H222ZM211 104V103H210ZM225 104V105H226ZM80 105V104H79ZM115 104H113L112 106H114ZM149 105V104H148ZM153 105V104H152ZM220 105V104H218ZM259 106V108L257 106ZM40 106V107H39ZM127 106V105H126ZM139 106V105H138ZM151 106V105H150ZM160 106L161 108H164L165 106H168L167 110L170 109V104H167V102L165 103L164 100H161L160 101ZM191 106V105H190ZM207 106V105H205ZM37 108L39 110H41L40 108L44 109L45 111H42L38 117L39 119L38 120H35L33 122H31V124L25 128H22V129H16V126L14 125L15 122L19 121V120H22L21 116H20V112L24 111V113L26 112H31L33 110V108ZM61 107V106H60ZM67 107V106H66ZM120 106H118L119 108ZM147 107V106H146ZM154 107V106H153ZM159 107V106H158ZM178 107V106H177ZM51 108V107H50ZM55 109H57V106L54 107ZM112 108V107H111ZM111 108H109L108 110H110ZM135 108V107H134ZM140 108V107H139ZM152 108V107H151ZM150 108V109H151ZM185 108V107H184ZM202 108V107H201ZM204 108V107H203ZM207 108V107H206ZM209 108V107H208ZM243 108L244 109H247V112L246 110L243 111ZM53 109V107L51 108ZM71 109V108H70ZM73 110L75 108H72ZM85 109H88V106H86ZM102 109V107H101ZM104 106H103V110L104 111ZM114 109V108H113ZM146 109V108H145ZM144 109V110H145ZM188 109V108H187ZM214 109H218V108H214ZM72 110V112H73ZM92 110V109H91ZM106 110V109H105ZM107 110V111H108ZM156 109H154L155 111ZM159 110V108L157 109V111ZM166 110V109H165ZM212 110V109H210ZM252 110H258V113L256 116L257 119L254 120V121H247L245 120V118L248 116L247 114L249 112H251ZM70 111V110H69ZM77 111V110H75ZM74 111V112H75ZM90 110H87V112H89ZM97 111V110H96ZM106 111V112H107ZM148 111V110H147ZM150 111V110H149ZM152 111V110H151ZM160 111V110H159ZM195 111V109H194ZM225 111V110H224ZM33 112V111H32ZM31 112V113H32ZM46 112V113H44ZM65 111L61 112L64 114ZM110 112V111H109ZM111 112H113V110H111ZM115 112V111H114ZM123 112V111H122ZM129 112V110H128ZM144 112V111H143ZM164 112V111H163ZM199 112V110H198ZM210 112V111H209ZM208 112V114H209ZM213 112V111H212ZM261 112V114H260ZM30 113V114H31ZM55 113V112H54ZM57 113V112H56ZM79 113V112H77ZM108 113V112H107ZM119 113V112H118ZM151 114V112H148ZM158 113V112H157ZM181 114L180 115H184L183 114V111L180 112ZM33 116L34 115H38L36 113H32ZM92 115H95L94 113H91ZM127 114V113H126ZM143 114V113H142ZM24 115V114H23ZM48 115V118L47 116ZM90 115V114H89ZM129 115V114H128ZM156 115V114H155ZM191 115V114H190ZM30 116V115H28ZM103 116V115H102ZM110 116V115H109ZM159 116V115H158ZM198 116V115H197ZM200 116V115H199ZM215 116V115H214ZM80 117V116H79ZM93 117V116H92ZM91 117V118H92ZM116 117V118H115ZM115 120L117 121H120L118 123V125H121V124H124L122 123L123 119L119 116H115ZM138 117V116H137ZM202 117V116H201ZM255 117V116H254ZM24 118V117H23ZM26 118V117H25ZM81 118V117H80ZM90 118V117H89ZM98 118L100 119V117L98 116ZM139 118V117H138ZM143 118V117H142ZM146 118V117H145ZM253 118V117H252ZM37 119V118H36ZM93 119V118H92ZM98 119V120H99ZM111 119V117H110ZM122 119V121L120 120ZM137 119V118H136ZM251 119V118H250ZM95 120V119H94ZM96 120V121H98ZM140 120V118L138 119V121ZM201 120V119H200ZM129 121V120H128ZM197 121V120H196ZM243 121H246L245 123ZM137 122V120H136ZM173 122V121H172ZM191 122V121H190ZM22 123V122H21ZM80 123V122H79ZM100 123L104 124L103 121L100 120ZM111 123V122H110ZM257 123V125H255ZM18 124V123H17ZM106 124V123H105ZM178 124V123H177ZM199 124V123H198ZM19 125V124H18ZM24 125V124H23ZM86 125V124H84ZM89 125V124H88ZM112 125V124H111ZM114 125V124H113ZM112 125V126H113ZM148 125V124H147ZM168 125V124H167ZM173 125V124H172ZM196 125V124H195ZM77 126V125H76ZM92 126V125H91ZM98 126V125H97ZM109 126V125H108ZM116 126V125H115ZM149 126V125H148ZM74 127V126H73ZM55 128V129H54ZM122 128V127H121ZM125 128V127H124ZM154 128V127H153ZM172 128V127H171ZM196 128V127H195ZM46 129V128H44ZM80 129V128H79ZM104 129V128H103ZM135 129V127H134ZM137 129V127H136ZM77 130V129H76ZM85 130V129H84ZM90 130V127L86 130V133L88 135H93V131H89ZM100 130V129H98ZM97 130V131H98ZM127 129H125L126 131ZM164 130V129H163ZM176 130V129H175ZM101 131V130H100ZM104 131H107L106 129H104ZM109 131V130H108ZM121 131V130H120ZM123 131V130H122ZM174 131V130H173ZM189 131V130H188ZM66 132H70V129ZM78 132V131H77ZM82 132V131H81ZM103 132V131H102ZM124 132V131H123ZM135 132H138V131H135ZM176 133V131H174ZM196 132V131H195ZM63 133V132H62ZM107 133V132H106ZM116 134H118L119 132H113ZM126 133V132H125ZM139 133V132H138ZM141 133V132H140ZM172 133V132H170ZM203 133V132H202ZM13 134V135H12ZM98 134V133H97ZM100 134V133H99ZM120 134V133H119ZM168 134V133H167ZM181 136L182 134L179 133ZM185 134V133H184ZM56 135V136H57ZM83 135V134H82ZM114 135V136H115ZM124 135V134H123ZM128 135V134H127ZM179 135V136H180ZM188 135V134H187ZM13 136V137H12ZM72 136V135H71ZM199 136V135H198ZM255 136L258 137V141L255 142V145L259 148V149H256V151H251L249 150L250 148H246V146L242 144L241 141H238V143H236V145L234 147H231L229 151H224V152H221V153H218L219 150H221L222 148H225L226 145L223 144L225 143L226 141L227 142H230L231 145H233L234 143V139L236 138H249L248 140H251L252 141L255 139ZM45 137H50V135L47 133V135L45 134ZM79 137V136H78ZM96 137V136H95ZM109 137V136H108ZM118 136L116 137H113L116 144H118L119 147H124L125 144H123L122 142L121 143H118V139L117 138ZM122 137V136H121ZM120 137V138H121ZM148 137V136H147ZM154 137H157V138H161L159 136V134H155ZM163 137V136H162ZM175 137V135H174ZM261 137V139L259 138ZM75 138H77L76 136L74 138H72L70 141H71V145L74 144V146H76L77 144L81 143V141H83V143L85 144V139H80L78 138L75 142ZM94 138V137H93ZM145 138V137H144ZM53 137L51 136V138H49L48 140H52ZM92 139V138H91ZM123 139V138H122ZM152 139V137H151ZM162 140H164V138H161ZM166 139V138H165ZM179 139V138H178ZM217 139H221L220 142H217ZM9 140H11V142H9ZM81 140V141H80ZM98 140V139H97ZM146 140V139H144ZM156 140V139H155ZM172 140V139H171ZM47 141V140H46ZM61 140L59 141H56V145H60ZM125 141V139H124ZM147 141V140H146ZM196 140L194 139V142ZM152 142V141H151ZM3 143V144H2ZM23 143V142H22ZM181 143V141H180ZM34 144V143H33ZM76 144V145H75ZM156 144V143H155ZM222 144H223V147H222ZM0 145V146H1ZM43 145V144H42ZM45 145V144H44ZM81 145L83 146V144L81 143ZM238 145H242V148L241 150H238ZM110 146V145H109ZM117 146V147H118ZM22 147V146H21ZM55 147V146H54ZM53 147V148H54ZM72 147V146H71ZM99 147V146H98ZM105 147V146H104ZM116 147V148H117ZM159 147V146H158ZM165 147V146H164ZM250 147V146H249ZM19 148V147H18ZM60 148V147H59ZM75 148V147H74ZM115 148V147H114ZM41 149V148H40ZM61 149V148H60ZM79 149V148H78ZM0 150H2V148H0ZM85 150H87L85 148ZM105 150V149H104ZM223 150V149H222ZM75 151L76 148H75ZM133 151V150H132ZM135 151V150H134ZM180 151V150H179ZM188 151V150H187ZM191 151V150H190ZM202 151V153H201ZM232 151V152H230ZM243 151V152H242ZM118 152V151H117ZM115 152V154L117 153ZM227 152V153H226ZM12 152L10 151V154ZM87 153V152H86ZM96 153V152H95ZM121 153V152H120ZM124 153H125V150H124ZM127 153H130V151H127ZM187 153V152H186ZM62 157H65L64 156V153L63 151H60L59 153ZM89 154V153H87ZM91 154V153H90ZM93 154V153H92ZM110 154V153H109ZM122 154V153H121ZM144 154V153H143ZM78 155V154H77ZM118 155V153H117ZM116 155V156H117ZM129 155V154H128ZM67 156V155H66ZM103 156V155H102ZM110 156V155H109ZM115 156V157H116ZM133 157V155H130ZM58 158V156H56ZM99 157V156H98ZM120 157V156H119ZM136 158V156H135ZM78 159V158H77ZM91 159V157H90ZM117 159V158H116ZM133 159V158H132ZM138 159V158H137ZM148 159V158H147ZM214 159V158H213ZM115 160V159H113ZM113 160L111 159H105L106 161V165H109L111 167H114V162ZM236 160V163H235V166H234V161ZM257 160V161H255ZM77 161V160H76ZM97 161V160H96ZM205 161V160H204ZM25 162V161H24ZM98 162V161H97ZM131 162V161H130ZM5 163V162H4ZM14 163V162H13ZM83 163V162H82ZM87 163V162H86ZM23 164V163H22ZM27 164V163H25ZM52 164V163H51ZM62 164V163H61ZM132 164V163H131ZM206 164V163H205ZM63 165V164H62ZM96 165V164H95ZM24 166V165H23ZM45 166V165H44ZM61 166V165H60ZM80 167H84V166H91V165H78ZM99 166V164L97 165ZM104 166V165H103ZM140 166H141V169H140ZM176 166V165H175ZM198 166V165H196ZM195 166V167H196ZM4 167V166H3ZM8 167H12V165L8 166ZM62 167V166H61ZM101 167V166H100ZM201 167V165H200ZM204 167V166H203ZM208 167V166H207ZM7 168V167H6ZM5 168V170H6ZM17 168V167H16ZM15 168V169H16ZM41 168V167H39ZM79 168V167H78ZM94 168V167H93ZM103 168V167H101ZM100 168V169H101ZM190 168V167H189ZM1 169V168H0ZM25 169V168H24ZM30 169V168H29ZM43 171H44V168H42ZM49 169V168H48ZM55 169V168H54ZM57 169H60V167L56 168ZM83 169V168H82ZM11 170V169H10ZM77 170V169H76ZM87 170V169H86ZM106 170V169H105ZM192 170V169H191ZM195 170V169H194ZM78 171V170H77ZM88 171V170H87ZM107 171V170H106ZM12 172V171H11ZM45 173V172H44ZM89 173H91V170L89 171ZM93 173V171H92ZM91 173V174H92ZM101 173V172H100ZM127 173V172H126ZM179 173H183V174H179ZM193 173V172H192ZM194 173H197V172H194ZM193 173V175H194ZM98 174V173H97ZM104 174V173H103ZM108 174V173H107ZM10 175V174H8ZM12 176V174L10 175ZM43 176V175H42ZM41 176V177H42ZM48 176V175H47ZM94 176V174L92 175ZM6 177V176H5ZM118 177V176H117ZM191 177V176H190ZM193 177V176H192ZM200 177V176H199ZM243 177V176H242ZM1 178V177H0ZM4 178V177H3ZM16 178V177H15ZM178 178V177H177ZM185 178V177H184ZM77 179V178H75ZM100 179V178H99ZM196 179V178H195ZM257 179H259L260 181L259 182H255ZM4 180V179H3ZM7 180V179H6ZM9 180V179H8ZM82 180V179H81ZM80 180V181H81ZM85 180V179H84ZM93 180V179H92ZM115 180V178H114ZM215 180V179H214ZM217 180H220V179H217ZM96 181V179H95ZM98 181V180H97ZM149 181V182H148ZM204 181V180H203ZM17 182V181H16ZM42 182V181H41ZM62 182V183H61ZM71 182H72V179H71ZM83 182V181H82ZM81 182V183H82ZM166 182V181H165ZM169 182V181H168ZM224 182V180H223ZM226 182V181H225ZM228 182V181H227ZM57 183V181H56ZM65 182H63L62 180H60V185L64 184ZM99 183V182H98ZM129 183V182H128ZM202 182L198 181L197 180V183H194L192 181V178L188 179L185 184H184V188L187 189V193L188 192H191L193 193V202H196L197 204H201L202 202L204 204H202V208H201V215L202 216H199L197 215L193 217V215L191 214L190 216L192 217L191 219V222H193V218H194V224H196V228L199 229V230H202V228H205L203 231H205L206 233L205 234H210V233H215L216 235H220L222 236V234H226V233H229V232H232V225L230 224L231 222H227V218H229V213L228 212H225V210H228L229 208H224V213H223V210L220 211V207L219 205H216L214 206V208H207L208 206L205 205V203L207 204L209 202V200H215L217 202H220V204L224 203L222 201V199H224L225 197L223 196L224 194H226L228 191H230L231 189L228 187V186H223V185H215L213 187L217 188L216 189V192H213L212 189H209V193L206 194L204 197L202 196L203 193H196V190L197 188L200 189L202 184ZM215 183V181H214ZM69 184V183H68ZM90 184V183H89ZM175 184V183H174ZM212 184V183H211ZM59 185V186H60ZM88 185V184H86ZM102 185V184H101ZM107 185V184H106ZM118 185V184H117ZM139 185V184H138ZM167 185V184H166ZM205 185V184H204ZM2 182L0 181V187H2ZM43 186V185H42ZM95 186V185H93ZM104 186V185H102ZM109 186V185H108ZM111 186V185H110ZM127 186V185H126ZM133 186V185H132ZM52 187V186H51ZM50 187V188H51ZM56 187V186H55ZM58 187V186H57ZM211 186H209L210 188ZM40 188V187H39ZM42 188V187H41ZM46 188V187H45ZM77 188V187H76ZM98 188V186H97ZM101 188V186H100ZM104 188V187H103ZM110 188V187H109ZM112 188H114L112 186ZM123 188V187H122ZM128 188V187H126ZM131 188V187H130ZM166 188V187H164ZM182 188V186H181ZM233 188V187H232ZM10 189V188H9ZM62 189V188H61ZM66 189V188H65ZM83 189V188H82ZM235 189V188H233ZM259 189V188H258ZM64 190V187L63 189ZM108 190V189H107ZM116 190V189H115ZM153 190V189H151ZM238 190V189H236ZM42 191V190H41ZM97 191V190H96ZM106 191V190H105ZM142 191H146V193H143ZM204 191V190H203ZM202 191V192H203ZM221 194H218V192H221ZM1 192V191H0ZM113 192H116L114 191L113 189ZM25 193V192H24ZM173 193V192H172ZM248 192H246L247 194ZM258 193V192H257ZM260 193V192H259ZM258 193V194H259ZM189 194V193H188ZM243 195V193H241ZM256 194V195H258ZM69 195V194H68ZM197 196V197H196ZM241 196V195H240ZM94 197V196H93ZM92 195H91V198H93ZM184 197V196H183ZM25 198V197H24ZM27 198V197H26ZM60 198V197H59ZM87 198V197H86ZM90 198V199H91ZM116 198V197H115ZM187 198V197H186ZM254 198V197H253ZM256 198H258L256 196ZM263 198V196L261 197ZM78 199V198H77ZM81 199V198H80ZM127 199V200H128ZM158 200V198H155ZM191 199V198H190ZM189 199V200H190ZM18 200V198H17ZM113 200V199H112ZM111 200V201H112ZM252 200V198L250 199ZM92 201V200H91ZM245 201V200H244ZM243 201V202H244ZM261 201L263 204H264V201L263 200H259ZM102 202V201H101ZM215 202V203H217ZM248 203V202H247ZM5 203H3L4 205ZM8 204V203H7ZM20 204V203H19ZM22 204V203H21ZM20 204V205H21ZM44 204V203H42ZM106 204H107V200H106ZM155 204V203H154ZM191 204V202H190ZM218 204V203H217ZM256 204V203H255ZM2 205V204H1ZM9 205V204H8ZM12 205V204H11ZM24 205V204H23ZM21 205V206H23ZM41 205V204H40ZM178 205V207H177ZM192 205V204H191ZM214 205V204H213ZM251 205V204H250ZM100 206V205H99ZM190 206V205H189ZM210 206V205H209ZM212 206V205H211ZM245 206V205H244ZM243 206V207H244ZM248 206V204H247ZM246 206V207H247ZM245 207V208H246ZM252 207V205H251ZM260 207V206H259ZM258 207V208H259ZM5 208V207H4ZM13 208V206H12ZM77 208V207H76ZM168 208V209H166ZM263 208V207H262ZM1 209V208H0ZM194 209V208H193ZM257 209V208H256ZM82 210V209H81ZM85 210V209H84ZM191 210V209H190ZM195 210V209H194ZM264 210V208H263ZM177 211V212H178ZM193 211V210H192ZM262 211V210H261ZM39 212V210H38ZM42 212V211H41ZM81 212V211H80ZM198 212V211H197ZM196 212V214H197ZM257 212V211H256ZM195 213V212H194ZM242 213V212H241ZM71 214V213H70ZM82 214V213H81ZM172 214V213H171ZM74 216V214H72ZM80 215V214H79ZM225 215V216H224ZM259 215V214H258ZM72 216V217H73ZM77 216V215H76ZM256 217V215H254ZM224 217H225V222H224ZM260 217V216H259ZM37 218V217H36ZM177 218V217H176ZM201 218H204L203 220L205 222H207V225H203L202 226V221H201ZM264 218V216H263ZM260 219V218H259ZM14 220V219H13ZM12 220V221H13ZM64 220V219H63ZM181 220V219H180ZM261 220V219H260ZM203 221V222H204ZM233 221V220H232ZM258 221V219H257ZM255 220V222H257ZM263 221V220H262ZM186 222V221H185ZM190 222V223H191ZM248 222V221H246ZM254 222V221H253ZM153 224V227H150V229H144L142 228V224ZM29 225H32L31 227ZM50 225V223H49ZM158 225V227H157ZM181 225V224H180ZM12 226V225H11ZM10 226V227H11ZM21 226V225H20ZM41 226V227H40ZM131 226V227H130ZM178 226V225H177ZM251 226V225H250ZM249 226V228H250ZM28 227V228H27ZM163 227H165V225H163ZM181 227V226H179ZM2 228V227H1ZM131 228H136L138 229L139 232H137L135 235H133L130 239H127L129 233H130V229ZM175 228V227H174ZM186 228V227H185ZM253 228H255L253 226ZM252 228V229H253ZM45 229V230H43ZM168 229V228H167ZM261 229V228H260ZM174 230V229H173ZM244 230V228H243ZM176 231V230H175ZM202 231V232H203ZM242 231V230H240ZM166 232V231H165ZM170 232V231H169ZM177 232V231H176ZM179 232V231H178ZM189 232V233H188ZM252 232V231H251ZM262 232V231H261ZM57 233V234H56ZM256 233V232H255ZM253 233V234H255ZM239 234V233H238ZM248 234V233H247ZM252 234V235H253ZM263 234V233H262ZM15 235V234H14ZM172 235V234H171ZM241 235V233H240ZM249 235V234H248ZM100 236H105L106 237V245H108L107 248H100V247H103L100 243V241H103L102 239L99 240L98 238ZM250 236V235H249ZM200 237V236H199ZM203 237V236H202ZM201 237V238H202ZM206 237V235H205ZM204 237V238H205ZM244 237V236H243ZM58 238V243L60 244H57V242L55 241V239ZM145 238H148L151 240H148L147 243L145 242ZM178 238V237H177ZM196 238V237H195ZM200 238V240H201ZM251 238V237H250ZM189 239V238H188ZM203 239V238H202ZM209 239V238H208ZM192 240V239H191ZM190 240V241H191ZM194 240V239H193ZM199 240V239H198ZM197 240V241H198ZM207 240V239H206ZM246 240V239H245ZM205 241V240H204ZM226 241V240H225ZM235 241V240H234ZM233 241V242H234ZM244 241V240H243ZM251 241V240H250ZM187 242V241H186ZM195 242V241H194ZM222 242V241H220ZM224 242V241H223ZM239 242V241H237ZM47 243H52V245L47 248L49 251H46L45 250H41V251H38V252H42V251H45L43 254H39L40 255V258L37 260H32L31 259V256H30V253L32 251H36L38 250V248H43ZM134 243V242H133ZM166 243V245H164ZM226 243V242H225ZM224 243V244H225ZM254 243V242H253ZM264 243V242H262ZM57 244V245H56ZM98 244V245H97ZM151 244V245H152ZM171 244V246H170ZM218 244V243H217ZM242 244V243H241ZM240 244V245H241ZM260 244V243H259ZM131 245V244H130ZM138 245V244H137ZM135 245V246H137ZM258 245V244H257ZM49 246V245H48ZM140 246V245H139ZM170 246V247H168ZM239 246V245H238ZM98 247V248H97ZM129 247V246H128ZM155 247V246H154ZM152 247V248H154ZM133 248V247H132ZM139 248V247H138ZM145 248V249H146ZM264 249V245H259L256 247V249ZM134 249V248H133ZM215 249V248H213ZM222 249V248H221ZM218 250V248H217ZM240 250V248H239ZM243 251V249H241ZM58 253V251H61L62 253L59 254V257L57 258V261L54 262V258H56L54 255L53 252H56ZM97 251V252H98ZM245 251V250H244ZM254 251V250H253ZM46 252L47 254L49 255L48 257H46ZM151 252V251H150ZM168 252V251H167ZM187 252V251H186ZM213 251H211L212 253ZM217 252V251H216ZM239 252V251H238ZM260 252V251H259ZM262 252V251H261ZM11 256H10V254ZM140 253V252H139ZM147 253V252H146ZM252 253V252H251ZM125 253H121L120 255H124ZM129 254V252L127 253ZM137 254V253H136ZM237 254V253H236ZM99 255V254H98ZM102 255H105L104 253ZM217 255V254H216ZM136 256V255H135ZM218 256V255H217ZM221 256V255H220ZM256 256V255H255ZM264 256V255H263ZM101 257V255L99 256ZM107 257V255H106ZM139 257V256H138ZM145 257V256H144ZM222 257V256H221ZM229 257V256H228ZM262 257V256H261ZM83 258V259H84ZM87 258V257H86ZM105 258V257H104ZM108 258V257H107ZM231 258V256H230ZM229 258V260H230ZM250 258V257H249ZM252 258V257H251ZM264 258V257H263ZM263 258H261V260H264ZM35 259V257H34ZM102 259V258H101ZM110 259V258H109ZM128 260L130 261H134V259L132 260V257H128L127 258ZM125 259V260H126ZM139 260L141 259V257L138 258ZM174 259V258H173ZM224 259V258H223ZM56 260V259H55ZM220 260V259H219ZM227 260V259H226ZM245 260V259H244ZM92 261V260H91ZM171 261V259H170ZM173 261V260H172ZM74 262V261H73ZM84 262V261H83ZM114 262V261H113ZM125 262V261H124ZM128 262V261H127ZM135 262V261H134ZM160 262V261H159ZM193 262V261H192ZM234 262V261H233ZM238 262V261H237ZM241 262V261H240ZM97 263V262H96ZM116 263V262H115ZM200 263V262H199ZM263 263V262H262ZM83 264V263H82ZM104 264V263H103ZM107 264H110V263H107ZM114 264V263H112ZM189 264V263H188ZM257 264V263H255Z\"/></svg>", "mask_w": 264, "mask_h": 264}]
</instances>
